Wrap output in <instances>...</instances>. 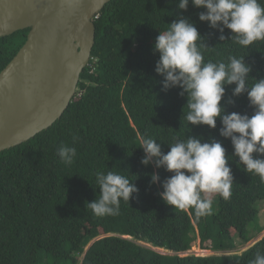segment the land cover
<instances>
[{"label":"trees","instance_id":"obj_1","mask_svg":"<svg viewBox=\"0 0 264 264\" xmlns=\"http://www.w3.org/2000/svg\"><path fill=\"white\" fill-rule=\"evenodd\" d=\"M178 5L179 0H111L93 20V61L61 119L0 153V264H249L257 252H264V237L235 252L264 231L259 222L264 180L244 171L231 140L219 134V119L214 130L188 124L183 118L187 96L179 88L163 90V77L155 71L159 54L154 52L160 31L186 18L208 47L205 62L244 57L252 69L249 79L258 81L264 79V41L239 46L230 41V30L220 33L199 21L204 9L189 3L183 11ZM28 32L0 39V73L23 47ZM234 87L226 86L221 101L226 114L251 117L247 93L234 97ZM141 136L157 140L165 154L174 138L220 142L230 156L231 197L216 195L211 214L202 217L194 209L165 204L159 194L172 173L141 164ZM62 145L76 148L71 166L58 156ZM109 170L134 180L139 191L129 204L121 201L119 215L97 217L85 205L99 196L95 173ZM153 173L160 177L155 184ZM196 242L203 251L227 254L184 256Z\"/></svg>","mask_w":264,"mask_h":264},{"label":"clouds","instance_id":"obj_2","mask_svg":"<svg viewBox=\"0 0 264 264\" xmlns=\"http://www.w3.org/2000/svg\"><path fill=\"white\" fill-rule=\"evenodd\" d=\"M189 3L205 11L199 21L207 22L212 29L232 33L230 41L248 48L264 41V4L260 0H179V9L187 11ZM219 39L224 41L223 34ZM208 49L194 23L179 18L164 31H160L154 45L159 54L155 71L163 77L162 88L168 91L181 89L187 96V112L183 118L191 126H207L216 129L220 120V136L230 139L233 155L239 158L244 171L264 180V79H249L251 67L244 57L229 56L227 62H205L204 50ZM250 81H254L250 83ZM235 85L232 95L239 97L247 93L251 117L237 112L226 114L221 101L226 86ZM231 102V101H230ZM140 149L144 157L141 164L163 167L172 175L163 182L161 199L174 209H194L198 217L210 215L212 196L219 195L228 200L232 195L233 176L228 166L226 149L216 140L203 142L188 136L174 138L168 144L167 154L161 150L157 140L141 136ZM77 151L75 147L62 145L58 156L66 166L73 165ZM99 196L86 208L97 217L117 216L121 201L129 204L138 188L128 176L118 171L95 173ZM151 183L159 182L158 174L150 176ZM192 253L187 252L185 255ZM249 264H264V252H257Z\"/></svg>","mask_w":264,"mask_h":264},{"label":"water","instance_id":"obj_3","mask_svg":"<svg viewBox=\"0 0 264 264\" xmlns=\"http://www.w3.org/2000/svg\"><path fill=\"white\" fill-rule=\"evenodd\" d=\"M111 0H0V39L28 30L0 73V153L51 128L75 98Z\"/></svg>","mask_w":264,"mask_h":264},{"label":"rangeland","instance_id":"obj_4","mask_svg":"<svg viewBox=\"0 0 264 264\" xmlns=\"http://www.w3.org/2000/svg\"><path fill=\"white\" fill-rule=\"evenodd\" d=\"M216 195L212 196V199L215 198ZM259 211H260V225L264 226V204H259ZM262 237H264V231L254 240H252L249 244L245 245V246H238L237 250L235 251L237 254L242 253L243 251H245L247 248L251 247L255 242H257L258 240H260ZM163 254H167L163 251H160ZM235 252H232V254H234ZM189 253H192L194 256H201V257H206V256H211V255H225L227 253H216V254H212L209 251H203L202 249H200L199 247V243L196 242L194 243V245L192 246L191 250L189 251ZM231 254V253H230Z\"/></svg>","mask_w":264,"mask_h":264},{"label":"built area","instance_id":"obj_5","mask_svg":"<svg viewBox=\"0 0 264 264\" xmlns=\"http://www.w3.org/2000/svg\"><path fill=\"white\" fill-rule=\"evenodd\" d=\"M95 19H97V15L94 17V19L93 20H95ZM90 61H93L91 58H90ZM90 61H89V63H90ZM88 66H89V64H88ZM94 72V69H93V66L92 65H90V74H92Z\"/></svg>","mask_w":264,"mask_h":264}]
</instances>
